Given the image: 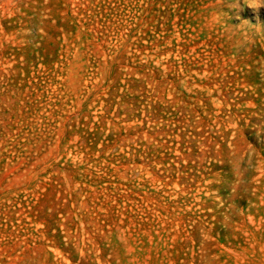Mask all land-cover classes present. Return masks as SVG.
<instances>
[{
    "label": "rangeland",
    "instance_id": "374dc122",
    "mask_svg": "<svg viewBox=\"0 0 264 264\" xmlns=\"http://www.w3.org/2000/svg\"><path fill=\"white\" fill-rule=\"evenodd\" d=\"M0 264H264V0H0Z\"/></svg>",
    "mask_w": 264,
    "mask_h": 264
}]
</instances>
